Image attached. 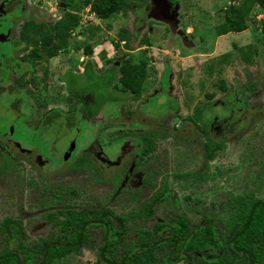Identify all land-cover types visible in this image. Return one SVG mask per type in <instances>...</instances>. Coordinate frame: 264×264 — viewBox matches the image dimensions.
<instances>
[{"label":"rangeland","instance_id":"obj_1","mask_svg":"<svg viewBox=\"0 0 264 264\" xmlns=\"http://www.w3.org/2000/svg\"><path fill=\"white\" fill-rule=\"evenodd\" d=\"M17 1L25 10L36 0ZM38 1L46 11H55L53 0ZM92 1L85 4L83 0H74L72 9L78 18L77 25L73 32L68 31L65 48L50 57L39 51V56L27 63L33 72L24 71L28 66L22 63L19 74L8 72L0 86V104L13 99L8 91L23 95L22 101L3 107L19 114L29 113L27 122L32 126L50 109H59L61 114L52 131L43 135L42 154L51 164L42 158L34 160L32 153L21 152L17 147L12 148L15 158L10 159L0 149V225L3 220L11 219L20 225L23 233L22 239L9 243L0 232V254L13 250L18 240L32 247L59 237L56 220L90 217L102 209L122 217L121 227L126 233L122 240L129 246L138 241L141 232H147L148 241L166 236L168 222L177 215L184 217L188 228L206 220L213 221L214 225H229L230 217L243 203L256 199L264 203V22L255 19L264 12L254 5L246 30L218 37L214 26L222 22V9L228 5L236 7L237 2L179 0L177 22L171 24L165 18L156 20L157 16H148L141 22L143 28L141 23L135 24L133 33L131 11L98 19L90 11ZM56 13L62 16L63 12L56 9ZM20 27L21 19L10 34L0 37V43L18 42L13 59L29 54L32 49L28 44L23 48L18 35ZM185 27L194 33L193 39L187 38L192 43L188 48L178 38V32ZM121 28L132 35L130 50L117 40ZM189 28L186 31H191ZM142 37L148 40L147 46L139 43ZM85 46L92 50L90 54H85ZM242 54L248 61L241 60ZM3 58L6 60L0 54V63L11 66ZM88 58L97 72L103 69V64L110 67L128 59L131 63L146 59L139 96L127 95L118 78L108 92L99 77L88 75L73 80V84L81 82L88 86L90 91L85 93H91L94 99L90 110L115 109V100L109 96L116 95L123 99L117 107L121 121H129L134 113H139L140 124L152 126V129L135 130L145 135L150 146L129 172L128 180L124 176L132 163L131 146L125 147L111 162L102 159L94 142L102 138L99 125L77 118L79 134L70 128L65 130L67 108L75 101L66 97L59 77L68 69L81 68ZM166 69L168 78L162 81ZM4 72L0 71V78ZM153 94L159 95L156 101L151 97ZM228 96H233L236 103ZM25 97L31 105L30 111L24 106ZM140 104L143 105L139 107ZM216 120L219 122L214 123ZM15 122L18 127V121ZM119 131H111L105 137L109 139ZM14 134L18 137L16 140L37 147L35 138L26 130L19 128ZM72 137L77 138L80 147L91 142L79 154L78 146L72 162L63 164L62 152ZM162 189L167 192L165 199L152 207L153 217H146L141 212L143 207ZM155 222L159 224L157 227ZM102 233L101 226L90 225L78 251L48 264H107L104 259H113V255L106 251L105 258L100 257ZM109 234L108 250L115 245L113 242L111 246L113 236ZM123 247L121 242L114 247L116 258L122 255ZM163 254L162 248H155V261L147 264H160Z\"/></svg>","mask_w":264,"mask_h":264},{"label":"flooded vegetation","instance_id":"obj_2","mask_svg":"<svg viewBox=\"0 0 264 264\" xmlns=\"http://www.w3.org/2000/svg\"><path fill=\"white\" fill-rule=\"evenodd\" d=\"M53 2L56 5L55 11L53 10V11L48 12L43 7L39 6L40 2L38 0L34 1L30 7H26L27 9L25 10L23 9L22 4L19 3L17 0H0V12H2L1 17H0V37H5L6 34H10L9 31L11 32L12 28L14 27V24L21 19V27L18 33V35L20 36L19 39L23 42V48H26L27 44L31 46L30 48H32L29 54L23 55V56L21 55V57H19L18 59H13L14 58L13 52L15 51L16 48H18V42L17 41H14V42L5 41L3 43H0V54L6 57V60L5 58H3L4 61L9 60V63L11 65V66H6L0 63L1 65L0 71L5 70L4 74L3 75L1 74V76H3L2 77L3 79L0 78V86L3 85L4 81L6 80V76L8 72L10 73L15 72L19 74V69L22 63L25 65L31 62L30 59L32 57H38L39 51L44 52V49L42 47L43 39L46 37H49L50 34L52 35L54 34V32L57 30L56 25L65 16V14L76 13L72 9L74 7V0H53ZM124 2L126 4V10L122 13L131 11L129 19L131 20L130 23L132 24V28L134 29L133 33H135V24L138 25L142 21L143 22L146 21L145 18L147 19L148 16L149 17H155V16L160 17V18L155 17L154 19L156 20L165 18V21H168L171 24L179 20V15H178L179 14V3H178L179 0H136V1L135 0H128V1L124 0ZM9 5H12V7H7ZM56 9L61 10L63 12L62 16L61 14L56 13ZM151 19L153 21V18ZM141 24L143 28V23ZM165 27L168 29L167 25H165ZM185 28L183 31L179 29L180 31L178 32V38L180 39L182 45L191 47L192 43L191 41H188L187 38H189L190 40L193 39L194 33L190 28L189 29L191 31H186L187 28L186 29ZM146 30H148L149 32L151 31V28L148 27V29ZM51 48H52L51 46H48V49H51ZM2 49L4 51H2ZM27 66L28 67L24 71L29 70L28 72H33L32 67L29 66L28 64ZM102 67L103 69L101 71L99 72L95 71L92 59L88 58V59H85V62L82 64L81 68L78 66L76 70L68 69L63 74V77L62 76L59 77L61 84L64 85V91H65L66 97H68V99H73L75 101V103L71 105V107L67 108L65 120L68 126L65 128V130H67V128L68 129L70 128L71 130L73 129L75 131L74 133L79 134V129H76L77 118H78V121H84L86 123L91 122L85 116V112L83 110L77 111L76 109L77 107L76 103H77L78 98L76 97V93L74 92L75 84H73V80L77 78H81L84 75L87 77L91 73L92 74L94 73L95 75H97L96 77H99L101 80L105 81L106 75L108 74V69L110 67H107L106 65L104 66V64L102 65ZM69 82L71 83V87H72L71 91L68 90L67 88V85ZM106 90L108 92V88ZM7 94H10L13 97V99L11 101H5L4 103L0 104V149L4 151L10 159L15 158V153L13 152L12 148L17 147L21 152H25L28 154L32 153L34 160L35 159L40 160L42 158L44 159L43 161L45 163H50V161L48 159H45L42 154L43 153L42 152L43 135L48 133L49 131H52V129L55 127V125L57 124V121L60 118L59 116L61 115L59 114L60 110L50 109L46 114L41 116L40 119L36 120L34 125L32 126L28 124L27 122L28 120L27 117H29V113L27 115L19 114V113H15L16 111L13 110L12 108L3 107L4 104L8 105L15 101H22L21 97H23V95L22 94L15 95V94H12L11 91H8ZM162 94H165V93H162ZM62 96H65V95H62ZM62 96L61 98L64 99V97ZM168 97L171 99L169 95ZM228 97L230 99L232 98L233 102L236 103L234 101L233 96H228ZM81 98H82L81 100H84V102H88L87 106L89 108L90 107L89 103L93 101V97L91 93L89 94L84 93L82 94ZM149 98L150 97L145 99V103L148 102ZM25 102L26 104L24 106H27V108H29V111H30L31 105L29 101L26 99V97H25ZM143 104H140L139 107H141V105ZM224 104L227 105V103H224ZM118 105H122V103L117 104L115 106V109L111 111H106L105 108L98 109L96 111V114L93 120L94 122L100 121V123H102V126H100V130L102 129L101 136L103 140L113 141V139L120 137L121 141H119L117 144H111V145H102V144H99L96 140H94V142L102 153V156H103L102 159L108 160L111 162L116 160L117 157H119L122 154V152H124L125 147L127 148L130 146L132 147L133 149L132 150L133 152L132 163L126 169V174L124 176V178L128 180L129 172L133 170L136 164L140 162V161L137 162L136 160L137 154H138V139L136 136L139 133H135V130H142V129H148V128L152 129V126L140 124L139 118H138L139 113L138 115H135L134 113V115L129 121H126V122L121 121L119 119V110L117 109ZM5 112H7V114H5ZM77 112H78V115H77ZM112 112H116V116H112L111 115ZM230 112L232 111L230 110L228 113ZM2 115H8V116L4 118V117H1ZM97 116H98V119H95V117ZM15 121H18L17 122L18 127L15 126V123H16ZM45 121L47 122L45 123ZM216 122H219V121L217 120L214 121V123ZM113 123L116 124L114 127L108 126L109 124H113ZM132 124H135V127H131ZM140 126H143V127H140ZM19 128H22L24 131L26 130L27 132L36 131L37 137L35 141L37 143V147L35 144L33 146L32 145L30 146L24 143L23 140L22 141L16 140L18 137L14 133H15V130ZM216 129H220V127H216ZM114 130H120V131L119 133H117L116 135H114L113 137L109 139L105 137L107 133L114 131ZM131 130L133 132H131ZM215 133H218V131L215 130ZM130 134H135V137L134 135H130ZM71 142L74 143V148L70 152L69 157L64 159L66 150L70 146ZM90 142L91 141H88L84 144L83 147H80L79 146L80 144L77 143V138L72 137L68 141L64 151L62 152V158H61L62 162L68 164V162L72 160V157L74 153L76 152L77 147L78 146L80 147V149H78L79 151L78 154H79L81 151H83V149H86L89 146ZM142 159L143 157L141 158V160ZM201 224L193 228H188V225H182V227L185 228V230L191 234L192 236L191 240L193 241V246L190 247L186 245L187 243L186 244L184 243L180 248L176 249L171 255H170L171 248L167 242L169 239L172 238L173 233H175L176 230H175V225H169L167 227V235L162 238H158V239H162L163 243L161 244H163L164 246L162 248L164 250L162 259H165L167 255L168 257L167 264H177L178 262H181V261H183L184 264H250L251 257L249 255L245 256V253H243L242 251L234 250L233 241H232L233 237L231 236L232 235L231 233H230L231 235L229 234V232L231 231L230 228L232 225H212L213 231L217 238L216 245L214 246L210 245L209 247L207 246L206 248H204L203 240L199 242V239L197 238V237H200V235L202 234L200 229L206 226V225H201ZM1 226L2 225H0V228ZM10 226L11 225H8L5 228L7 230L6 232L1 231L0 229V232L4 233L5 239L9 243L13 242L15 239H22L23 233H22V229L20 228V225H13L20 232V237L15 236L14 238L11 237V234L13 233L9 231ZM58 226H59V229H58L59 237L45 241V242L53 244L55 251H56L54 254V257L49 262L53 260L57 261L64 255H70L78 251L87 238V228L90 225L84 226V230L82 232V236L84 238L80 246H78L75 249L69 248L68 241L72 240V236H74L76 233H78L81 230L80 226H77V225H66V226L58 225ZM92 226H101L103 229V233H102L103 245L100 249V253H99L100 257L105 258L104 253L106 251H109L111 255H113V259L105 258L104 260L106 261V263L107 264H115V263L120 264V261L122 260V257L124 254V250L127 249L130 245L125 246V244L123 243L121 239L122 246H125L126 248L123 247L122 255H120L118 258L115 257L116 249H114V247H116V245H118L120 242H117L114 238H112L110 241L111 242L110 244L112 246L113 242L115 243L113 248L108 250V246H106L107 245L106 244L107 243V232H110L109 235H113L112 230H115V232L118 233L120 227L118 225H111L113 228L111 227V229H109L108 226L110 225H92ZM20 241L23 242V240H18V242ZM18 242L13 246V250L9 249V250L3 251L1 254H3L4 252L15 254L17 258L19 259V264H22L21 262L25 261V259H23L22 254L20 252L15 250V246L18 244ZM45 242H42L41 244ZM41 244H38V245H41ZM161 244H159L158 248H161L160 247ZM132 245L134 246V248L132 249L130 253H128V256H127V259H130L131 263L128 261V264H135V257L139 256V253H140V249L135 250V243ZM25 248H28V247L25 246ZM135 253H136V256H135ZM196 253H199V255H196ZM43 257L44 255L42 253H38L37 256L34 257L32 263H28V264H42V261L44 260ZM170 261H173V262L171 263ZM255 263H258V262H255ZM45 264H48V262Z\"/></svg>","mask_w":264,"mask_h":264},{"label":"trees","instance_id":"obj_3","mask_svg":"<svg viewBox=\"0 0 264 264\" xmlns=\"http://www.w3.org/2000/svg\"><path fill=\"white\" fill-rule=\"evenodd\" d=\"M83 1L85 4H89V0H83ZM232 1L237 2L238 4L236 7H234L233 5H228L222 9L223 12L222 22L214 26V32L217 36L225 35L230 32L239 33L246 30L251 23V19L249 17L254 8V5L258 6L264 12V0H232ZM125 10H126V4L124 0H94L90 4L91 13L94 14L98 19H107L112 15H114L115 13L124 12ZM73 11L75 12L74 9ZM77 19L78 18L76 13L65 14V16L56 25L57 30L54 32V34L53 35L50 34L49 37L43 39L42 47L47 56L49 57L53 56L56 54V51L58 49H63L66 47L67 45L66 35L68 31L75 29L77 25ZM262 31H264V29ZM131 36L132 35L128 33V31H126V29L124 28L119 29L117 32V40L119 42H122L124 48L127 50H130L129 40ZM139 43L142 44L143 46L144 45L147 46L148 40L145 37H142L139 40ZM48 46H51L52 48L48 49ZM91 52L92 50L90 49V47L85 46V53L90 54ZM241 58H243L241 59L243 61H248V57L244 54H242ZM131 61L132 60L129 59L124 60L118 66L111 64L110 68L108 69V74L106 75L105 81L102 80L101 83L104 90L109 88L113 84L115 78H118V82L121 84L123 91L127 92V95L139 96L142 81L144 78V73H145L144 70H145L146 59L145 58L141 60L138 59V62L135 63H131ZM208 70L210 71V68ZM165 71L166 72L163 75V80L166 79L168 76V70L166 69ZM90 75H93L94 77L97 76L94 73L93 74L91 73ZM83 77L86 76L84 75ZM67 88L70 91L72 90L70 82L68 83ZM74 89H75L74 92L76 93V97L78 98L76 103L77 111L83 110L85 112V116L91 122H93L92 124H97L99 125V127L102 126V123H100V121L94 122L93 120L96 111L98 109L90 110L87 106L88 102H84V100H81L82 94H84L86 91H90L88 86L85 87L80 82L79 85L75 84ZM109 97H110L109 99L115 100L116 105L123 102V99H120L116 95ZM152 97H155L157 99L158 95L153 94ZM207 98L209 99L212 98V95H207ZM93 103L91 102L89 103V105ZM111 115L116 116V112H112ZM46 122L47 121H45V123ZM115 125L116 124L113 123V124H109L108 126L114 127ZM131 127H135V124H132ZM29 133L36 140L37 137L36 131H28V134ZM130 135H134L135 137V134H130ZM136 137L138 139V154L136 159L138 162L141 160L143 155L148 151L150 142L148 141V139H146L145 135L142 133L137 134ZM96 141L102 145H111V144H117L119 141H121V138L117 137L116 139H113V141H105L102 138H99V140ZM62 163L66 164L64 162ZM166 195L167 192L165 191V189H162L159 193H156L155 196L151 198L148 201V203L143 207L141 211L142 214L145 215L146 217H153L152 207H154V205L156 204H160L161 202H163ZM54 222L55 224L58 225L80 226L81 230L78 233H76L74 236H72V240L68 241L69 248H74V249L80 246V244L82 243V240L84 238L82 236V232L84 230L85 225H110L108 226L109 229H111L112 227L111 225H118L120 227L118 233H116L115 230H112L113 238L117 242H121V239L125 238L126 236V233L123 231V228L121 227V225H124L123 224L124 221L122 217L114 215L111 211L105 209L100 210L97 214L90 217H84L80 219L77 218L73 220L66 219L62 221L56 220ZM1 225H2L0 228L1 231H5V232L7 231L5 228L8 225H11L9 227L10 228L9 231L13 233L11 234V237L12 238H14L15 236L20 237L19 230L13 226L18 224L12 221L11 219L3 220L1 222ZM154 225L155 227H157L159 224L158 222H155ZM168 225H175V230H176L175 233H173L172 238L169 239L167 242L171 248L170 255L176 249L180 248L184 243L185 244L187 243L186 245L190 247L193 246V241L191 240L192 237L191 234L187 232L185 228L182 227V225H188L184 217L177 215L174 217V219L168 222ZM201 225H206V226L200 229L202 234L200 235V237H197L199 239V242L203 240L204 248H206L207 246L209 247L210 245L212 246L216 245L217 238L213 231V227H212V225H214L213 222L211 220H206ZM229 225H232L229 234L231 233L232 235L231 234L230 235L233 237L232 241H233L234 250L242 251L243 253H245V256L249 255L251 257L250 264H264V203L258 199L247 203H243L237 208L236 213H234V215L230 217ZM146 234L147 232L146 233L141 232L139 234V239H137L138 241L135 243V250L140 249L139 256L135 257V264L153 263L155 261L153 250L159 247V244L163 243L162 239L148 241L146 239ZM122 241L125 244L124 240ZM160 247L163 248L164 247L163 244H161ZM133 248L134 246L131 244L127 249L124 250V254L122 260L120 261V264H128V261L131 263L130 259H127V256L128 253H130ZM15 250L22 254V257L23 259H25L27 264L32 263L34 257L37 256L38 253H42L44 255L43 257L44 260L42 261V264H45L54 257V254L56 252L54 245L48 242H45L38 246L36 245L25 248L23 242L20 241L15 246ZM254 261L258 263H255ZM167 262H168V257L166 255V258L162 259L161 264H167ZM170 262L172 263L173 261ZM0 264H19V259L15 254L4 252L0 256Z\"/></svg>","mask_w":264,"mask_h":264},{"label":"built area","instance_id":"obj_4","mask_svg":"<svg viewBox=\"0 0 264 264\" xmlns=\"http://www.w3.org/2000/svg\"><path fill=\"white\" fill-rule=\"evenodd\" d=\"M89 6V5H88ZM89 8H90V6H89ZM87 11V10H86ZM255 19L256 20H258V21H262V22H264V13H260V14H257L256 16H255ZM75 29H72V30H70L71 32H73Z\"/></svg>","mask_w":264,"mask_h":264},{"label":"water","instance_id":"obj_5","mask_svg":"<svg viewBox=\"0 0 264 264\" xmlns=\"http://www.w3.org/2000/svg\"><path fill=\"white\" fill-rule=\"evenodd\" d=\"M73 148H74V143L71 142V143H70V146H69L68 149L66 150V153H65L64 159H66V158L69 157V154H70V152L73 150Z\"/></svg>","mask_w":264,"mask_h":264},{"label":"crops","instance_id":"obj_6","mask_svg":"<svg viewBox=\"0 0 264 264\" xmlns=\"http://www.w3.org/2000/svg\"><path fill=\"white\" fill-rule=\"evenodd\" d=\"M187 28H189V27H187ZM189 30H190V29H189ZM242 32H243V31H242ZM239 33H240V32H239ZM221 36H222V35H221ZM218 37H220V36H218ZM185 47H187V48H188L189 46H185ZM191 47H192V46H191Z\"/></svg>","mask_w":264,"mask_h":264}]
</instances>
